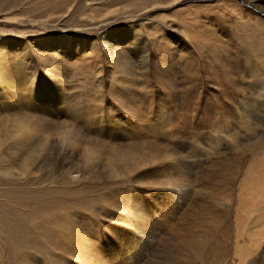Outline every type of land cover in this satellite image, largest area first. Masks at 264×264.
Masks as SVG:
<instances>
[{"label":"rangeland","instance_id":"1","mask_svg":"<svg viewBox=\"0 0 264 264\" xmlns=\"http://www.w3.org/2000/svg\"><path fill=\"white\" fill-rule=\"evenodd\" d=\"M166 2L0 11V264H264V0ZM63 36L93 46L52 54ZM129 151L160 165L114 170Z\"/></svg>","mask_w":264,"mask_h":264},{"label":"bare ground","instance_id":"2","mask_svg":"<svg viewBox=\"0 0 264 264\" xmlns=\"http://www.w3.org/2000/svg\"><path fill=\"white\" fill-rule=\"evenodd\" d=\"M76 0H0V11H7L8 14H20L22 15V17H31L30 19H32L31 21L32 22H35V23H38V24H42V25H45V26H49V24L53 23L54 20H62V15L70 12L71 10V6L73 5V3L75 2ZM81 1V0H80ZM91 1V0H90ZM105 1V0H104ZM169 2V1H173L174 0H113V5L116 6V5H122L123 8H126V7H129V8H138L139 6H142L144 4V9H149L150 7L152 8V6L154 4H158L159 2ZM176 1V0H175ZM166 2V3H167ZM89 3V2H88ZM101 3V2H100ZM107 3V2H106ZM110 4V3H109ZM125 4V5H123ZM88 5V4H87ZM98 5V4H97ZM100 8L102 9V7H104V5H101L99 4ZM260 6V5H259ZM93 7V6H92ZM262 10H264V6L262 8ZM91 11V10H90ZM6 13V15H8ZM36 14V15H34ZM3 16V15H2ZM9 16V15H8ZM10 17V16H9ZM64 17V16H63ZM11 18V17H10ZM45 18H50L49 20H46L44 21ZM6 19V18H5ZM19 19V17H18ZM16 20V19H15ZM11 21V20H10ZM26 22V21H25ZM24 22V23H25ZM27 23V22H26ZM34 25V24H32ZM44 27V26H43ZM20 31V30H19ZM7 33V32H6ZM30 40V39H29ZM132 42V41H131ZM130 42V43H131ZM29 43V42H28ZM27 43V44H28ZM31 43V42H30ZM133 43V42H132ZM26 44V45H27ZM52 46H53V53H58L59 50H64L66 52V54H68L69 56H74L75 54L78 55V56H81V54H85L87 50L91 49L90 47H92L93 45L90 44V47L87 48L88 46V43L86 42L85 38L81 37V36H63L62 38H55L54 40L52 39V42H51ZM109 44V43H108ZM108 46V45H107ZM111 46V45H110ZM117 46V45H115ZM26 47V46H25ZM30 47V46H29ZM34 47V46H33ZM31 47V48H33ZM109 47V46H108ZM118 47V46H117ZM168 48V47H167ZM5 49V48H4ZM28 49V48H27ZM37 49V48H35ZM116 49V48H115ZM163 49V48H162ZM4 51V50H3ZM29 51H30V48H29ZM39 51V50H38ZM112 51V50H111ZM22 52V51H21ZM41 52V51H40ZM24 53V52H23ZM33 53H37V52H33ZM44 53V51H43ZM32 54V53H31ZM41 54V53H40ZM46 54V53H45ZM14 55V54H13ZM12 55V57H13ZM21 55V54H20ZM34 55V54H33ZM37 56L39 54H36ZM55 55V54H54ZM29 56V55H28ZM31 56V55H30ZM47 56V55H46ZM8 57V55H7ZM11 57V58H12ZM18 57V56H16ZM36 57V56H35ZM34 57V58H35ZM40 57V56H39ZM48 57V56H47ZM85 57V56H84ZM98 57V56H97ZM4 58V56H3ZM10 58V59H11ZM15 58V56H14ZM20 58V57H19ZM42 58V57H41ZM89 58V57H88ZM93 58V57H92ZM110 59L112 58L111 62H113V65L114 67L116 68V70L118 69V60H117V57L115 55L109 57ZM9 59V58H8ZM13 59V58H12ZM11 59V60H12ZM47 59V58H46ZM61 59V58H60ZM100 59V58H98ZM14 60V59H13ZM53 60V59H52ZM37 61V60H36ZM48 61V60H47ZM80 61V60H79ZM21 62H23L21 60ZM50 62V61H49ZM55 62V61H54ZM24 63V62H23ZM26 63V62H25ZM24 63V64H25ZM56 63V62H55ZM2 64V63H0ZM23 64V65H24ZM53 64V63H51ZM14 65V64H13ZM19 65V64H18ZM56 65V64H55ZM55 65H52V66H55ZM11 66V65H10ZM15 66V65H14ZM13 66V67H14ZM21 66V65H20ZM58 66V65H57ZM2 67V66H1ZM35 67V65H34ZM19 68V67H18ZM103 68V67H102ZM3 69V68H2ZM1 69V70H2ZM96 69V68H95ZM0 70V71H1ZM34 71V70H33ZM32 71V72H33ZM48 71V70H47ZM53 71V70H52ZM4 73V71H2ZM37 72V71H36ZM118 72V71H117ZM27 73V72H26ZM38 73V72H37ZM124 73V72H123ZM25 74V73H24ZM54 74V73H53ZM2 75V74H1ZM129 75V74H128ZM126 76V75H125ZM3 77V76H2ZM12 77V76H11ZM32 77V76H31ZM5 78V77H4ZM3 78V79H4ZM15 78V77H14ZM34 78V77H32ZM56 78V77H55ZM59 77H57L58 79ZM126 78V77H125ZM16 79V78H15ZM54 79V78H53ZM124 79V78H123ZM59 80V79H58ZM57 82V81H56ZM230 82V81H229ZM1 83V82H0ZM56 84V83H55ZM61 84V83H60ZM33 85V84H32ZM6 86V84H5ZM113 86V85H112ZM101 87V86H100ZM125 87V86H124ZM11 90V89H10ZM100 90V89H99ZM253 90V89H252ZM9 91V90H8ZM15 91V89H14ZM59 91V90H58ZM13 92V91H12ZM46 92V91H45ZM100 92V91H99ZM48 93V92H47ZM63 93V92H62ZM61 93V94H62ZM97 93V92H96ZM103 93V92H102ZM45 94V93H44ZM52 94V92H51ZM101 94V93H100ZM119 94V93H118ZM20 98V96H18ZM53 97V96H52ZM18 98V99H19ZM60 98V97H59ZM58 100V99H57ZM117 100V99H116ZM251 100V98L249 99ZM49 103V101H47ZM102 102V101H101ZM43 103V102H40L39 105ZM257 103V102H256ZM46 104V103H45ZM11 105V104H10ZM240 105H242L240 103ZM247 105V104H246ZM3 106V105H2ZM1 106V107H2ZM9 106V105H8ZM7 107V106H5ZM11 107V106H10ZM52 107V106H51ZM248 110L250 112H254L255 110V101H251L250 102V105L248 104ZM5 109V108H4ZM10 110V109H9ZM8 111V110H6ZM2 114V111H0ZM9 112V111H8ZM245 112V111H244ZM257 112V111H256ZM241 113V111H240ZM242 114H243V111H242ZM249 114V113H248ZM245 116H246V113H245ZM254 114H250L248 115V119L250 120L251 117H253ZM237 117H239L238 115H235L232 119H230L231 123L233 125H228L229 128H232L233 131H235L238 126H239V122H237ZM20 118V117H19ZM255 118V117H254ZM253 118V119H254ZM260 118V117H259ZM252 119V120H253ZM256 119V118H255ZM256 121V120H255ZM258 121V120H257ZM254 122V121H253ZM256 124V123H255ZM258 124V123H257ZM254 125V124H253ZM227 127V128H228ZM225 131V130H224ZM216 133V131H215ZM226 133V132H225ZM232 133V132H231ZM24 133H22L23 135ZM29 134V133H28ZM227 134V133H226ZM229 134V133H228ZM18 136V135H17ZM25 137V136H24ZM20 138V137H19ZM24 139V138H23ZM18 141V140H17ZM18 143V142H17ZM23 144V143H22ZM21 144V145H22ZM132 145V144H131ZM23 146V145H22ZM132 147V146H131ZM124 151V150H123ZM170 153V152H169ZM144 154V153H143ZM147 154V153H146ZM156 154V153H155ZM145 155V154H144ZM148 155V154H147ZM155 156V155H154ZM153 155L149 156V159L147 160L144 159V158H141L138 154H136V152H130L127 154V155H124V154H121L118 156V159L120 161H122L121 164H123L124 168H117L115 166H117V164L114 166L112 163V160H110L109 162H111V167L115 170V169H118V170H121L122 173L126 174V173H132L134 170H136V168H147L148 166H150L151 164L153 165V163L155 165H160L159 162H157V159L156 157L154 158ZM168 156V155H167ZM171 156V154H170ZM113 157V156H112ZM175 155L173 154V157H172V160L169 159L170 161V165L172 166L171 168V173L173 172V170L176 169H183L181 167V163H182V159H175ZM115 159V158H114ZM168 160V159H167ZM261 161V160H260ZM255 162V161H254ZM120 163V162H119ZM115 164V163H114ZM30 165V164H29ZM110 165V164H109ZM28 166V164H27ZM264 166V165H263ZM110 167V166H109ZM253 168H255V164L252 166ZM261 167V166H260ZM263 168V167H262ZM24 170V169H23ZM29 170V168H28ZM258 170V169H257ZM180 172H182L180 170ZM253 172V171H252ZM144 173V172H143ZM145 175V174H144ZM255 173H249V175H247L246 179H245V182H244V187L247 188V195H248V198H251V199H245V197H240L242 198L240 200V203H241V207L244 208V206L250 210H254V211H248L249 213H254V212H257V210L255 211L256 209V205L254 203V199L256 195H254V185H255V181L257 182L258 180L255 178ZM264 175V174H263ZM169 176V175H168ZM74 178V177H73ZM264 178V177H263ZM183 177H180L178 178L177 180H174L172 181L171 179H169L171 182H169V190L171 192V195L170 197L173 198V200L176 202V203H180L182 197H183V193L184 192V189H185V185H183ZM167 180V179H166ZM263 180V179H262ZM261 180V181H262ZM185 181V179H184ZM73 189V188H72ZM243 189V188H241ZM186 191V190H185ZM50 192V191H49ZM262 192V191H261ZM256 193H259L256 191ZM261 196V194H260ZM258 198V197H257ZM261 198V197H260ZM264 198V197H263ZM262 199V198H261ZM111 200V199H110ZM106 201H108L106 199ZM253 202L252 205H250L251 203L250 202ZM105 203V200L103 201ZM264 202V201H263ZM107 203V202H106ZM113 204V203H112ZM240 205V204H239ZM56 207V206H55ZM249 207V208H248ZM56 213V211L54 212V214ZM262 213V212H261ZM1 214V212H0ZM58 214V213H57ZM56 214V215H57ZM68 214V213H67ZM66 214V215H67ZM71 214V213H70ZM62 215V214H61ZM65 215V214H64ZM63 215V216H64ZM55 217V216H54ZM53 217V218H54ZM58 217V215L56 216ZM5 218V217H3ZM65 218V216H64ZM58 220L61 219L60 218H57ZM43 221V220H42ZM5 220L3 219H0V223H2L1 225V228L3 229V231L5 232H11V234L14 235H17L18 233V228L16 227H10L6 222ZM11 222V221H10ZM57 222V221H55ZM59 222V221H58ZM259 222V221H258ZM58 224V223H57ZM11 225V223H10ZM59 225V224H58ZM61 225V224H60ZM21 226V225H19ZM26 226V225H25ZM28 226V225H27ZM20 228V227H19ZM25 230V229H24ZM27 230V229H26ZM252 236V234H250V237ZM12 237V236H10ZM15 239V238H14ZM18 239V238H17ZM44 239V238H43ZM52 239V238H51ZM30 240V239H29ZM34 241V240H33ZM254 241V240H253ZM15 243V242H14ZM34 243V242H33ZM23 244V242H22ZM8 245V244H7ZM21 246V245H20ZM29 246V245H28ZM32 247V246H31ZM22 248H24L22 246ZM34 250V249H33ZM133 260V259H132ZM244 261V260H242Z\"/></svg>","mask_w":264,"mask_h":264}]
</instances>
